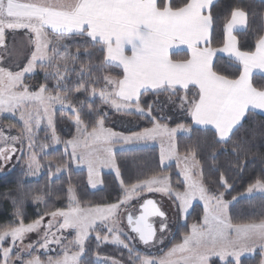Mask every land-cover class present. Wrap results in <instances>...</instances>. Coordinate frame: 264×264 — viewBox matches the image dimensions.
<instances>
[{
	"label": "snow or ice",
	"instance_id": "obj_1",
	"mask_svg": "<svg viewBox=\"0 0 264 264\" xmlns=\"http://www.w3.org/2000/svg\"><path fill=\"white\" fill-rule=\"evenodd\" d=\"M216 3L0 0V116L10 114L22 125H9L19 127L18 135L0 128V164L10 163L20 152L25 174L35 176L41 168L37 148L43 151L63 143L68 160L48 162L50 182L76 163L86 166L89 187L102 185L101 170L109 168L120 188L115 201L85 207L69 180L68 206L46 209L31 222H25L24 205L29 199L39 205L44 195L23 185L15 195L5 193L4 199L11 200L12 219L0 224V264H89L84 257L93 234L97 249L112 245L126 259H101L96 253L92 264H216L217 260L243 264L246 254H258L259 264H264V211L246 223L229 218L230 205L241 197L255 199L259 194L264 209V172L229 201L226 194L233 185L217 165L221 155L231 157L230 164L241 172L250 155L264 161V151H253L257 145L264 147V122L249 119L256 114L264 117V83L253 79L256 73L264 79V13L231 6L221 38L215 29ZM253 24L254 50H243L234 33ZM69 40L76 43L74 51L66 43ZM172 49L177 53H170ZM180 52L182 59L173 58ZM218 54L227 57L224 68L216 66ZM96 55L103 59L93 63ZM81 56L87 63L81 61L77 70L74 66ZM233 66L235 72L229 73ZM37 69L44 79L33 86L28 80ZM110 69H119L122 75H112ZM73 72L77 80H70ZM76 94L88 100L98 97L101 105L126 115L139 114L151 127L128 134L114 131L106 127L107 112L94 103L85 110L87 101ZM57 105L75 128L71 139L62 140L56 133ZM168 106L178 107L191 122L175 128L163 123L164 117L156 113ZM42 125H46L45 142L37 145ZM178 132L189 141L184 152L177 143ZM153 141L161 144L158 164L137 167L133 158L131 164L139 174L134 182L125 181L116 146L132 152L135 149L129 146ZM204 159L212 162L210 173H219L217 191L205 183ZM173 160L179 177L175 185L165 169ZM149 194L171 200L187 229L179 242L166 251L160 248V255L152 249L167 239L169 217ZM195 201L202 203L203 215L188 224ZM45 217L50 219L45 222ZM33 232L40 238L26 244ZM53 251L55 256L48 255Z\"/></svg>",
	"mask_w": 264,
	"mask_h": 264
},
{
	"label": "trees",
	"instance_id": "obj_2",
	"mask_svg": "<svg viewBox=\"0 0 264 264\" xmlns=\"http://www.w3.org/2000/svg\"><path fill=\"white\" fill-rule=\"evenodd\" d=\"M176 2V0H173ZM240 6L246 9L249 13H264V1L262 0H217L215 8L213 9V14L216 17L215 29L216 34L221 35L223 32V25L225 23V16L230 11L231 6ZM255 28L256 25L253 24L247 31L236 32L239 45L243 50H254L255 44ZM74 51L76 43L72 40L66 42ZM174 54V53H173ZM184 53L181 52L178 55H174L175 59H182ZM103 57L96 55L93 58V63H98L102 60ZM83 61L87 63V60L84 56H81L80 61L75 64V68L78 70L80 67V62ZM226 58L217 56L216 66L217 68H224ZM229 73L235 72V66L228 69ZM112 75L121 73L119 69H110L107 70ZM44 79V74L41 71H37L29 80L30 85H38L42 83ZM75 73L73 72L70 76V80H77ZM254 82L264 83V79H261L260 75H254ZM51 81L49 84L51 85ZM78 99H85L87 102L83 106L85 110L88 108V103H94L100 107L102 112H107L106 127L113 129L117 132H123L128 134L129 131H138L144 127H151V124L145 120L140 119L139 114L135 115H118L116 114L109 106L101 105L99 98H94L93 100H88L83 94H76ZM142 99L148 100V97H143ZM164 99V97H161ZM158 113V112H157ZM156 115L159 117V115ZM250 121L255 123L264 122V117L259 114L252 115L249 117ZM127 120L131 123V126H128L122 122ZM163 123L167 124L170 127L176 126L178 123H190V118L186 114H182L180 118H175L172 120H163ZM55 126L56 133L62 140L71 139L74 135V126L69 119V114H65L63 117L60 115V112H56L55 115ZM177 143L179 145L180 151L184 152L185 146L189 144V141L185 136L178 135ZM253 151H264V147L257 145L254 147ZM117 160L120 162L122 170L124 171L125 181L134 182L136 176L139 174L136 169L132 166L131 161L133 158L137 161V167H143L145 164L148 168H154L159 162L158 150L153 147H143L137 148L132 152L120 151L116 152ZM49 160L54 162L61 159L65 160L62 152L60 150L53 151L46 157ZM232 160L231 157H226L221 155L217 160V165L222 171L227 173L228 181L233 185V189L230 194H226V199L231 201L232 196H240L241 193L247 188L248 184L254 181L262 172H264V161L259 158H254L249 156L247 158L243 172L235 168L230 164ZM212 162L210 160H203L204 167V179L205 183L208 184L213 191H217L216 181H218L219 173H210L208 171L211 167ZM166 169V174L171 176V183L175 185L178 180V175L174 170V166L170 165ZM103 181V187L99 190L90 191L86 185V175L83 171H72L70 170L67 175H62L57 178L52 179L53 182L49 181L48 174L44 173L38 179L29 180L26 178L24 170L21 167H16L11 172L0 175V224L6 223L8 220L12 219V204L10 199H4V194L9 193L10 195H15L16 189L18 186L23 185L24 189L31 191L33 194H43L44 200L39 205L34 204L31 199H29L24 205V216L25 222H31L36 219L41 213L46 209H51L53 207L65 208L67 205V183L71 180L72 184L75 187L77 198L80 200L81 205H97L113 202L116 200L117 196L120 193L119 186L111 174H103L101 176ZM60 197L59 199L57 197ZM261 200L259 195H256L255 199L249 198H240L239 202H234L230 205L229 208V218L233 223H246L251 220H255L260 217L262 211ZM7 211H4V209ZM188 216V224H191L198 220L202 215L201 207L196 204L192 207ZM187 229L185 226L179 227L175 235V240L173 243H177L182 236V233ZM88 252L84 257L85 260L92 264L93 261H96L97 255L99 254L100 258L105 256L114 257L117 259H126V255L121 257V252L118 251L112 245H101L99 249L96 247L95 238L91 236L87 242ZM142 248V246H141ZM243 264H259L258 254H253L250 257L242 258ZM216 264H219V261H216Z\"/></svg>",
	"mask_w": 264,
	"mask_h": 264
},
{
	"label": "rangeland",
	"instance_id": "obj_3",
	"mask_svg": "<svg viewBox=\"0 0 264 264\" xmlns=\"http://www.w3.org/2000/svg\"><path fill=\"white\" fill-rule=\"evenodd\" d=\"M9 39L11 40V37H9ZM37 71H40V70L37 69ZM96 98H98V97H96ZM112 110L118 115H124V112H117L114 109H112ZM55 112H60V109H59L58 105L56 106ZM157 114L159 116H163L164 120H172V119H175V118H180L182 116V114L180 112V109L178 107L173 108L171 106L166 107L164 109L163 113L158 112ZM122 122H124L127 125V127L131 126V123L129 121H127V120H123ZM71 123H72V121H71ZM9 125L22 126L21 122L19 121V119L11 117L10 114H4L3 116H0V128H3L6 133L10 130L13 135H18L19 134V127H11V129H9ZM176 126L171 127V128H175ZM45 127H46V125H42L41 128L37 132V136H38L37 145H40V144L45 142V136H46ZM74 134H75V128H74ZM178 135L185 136L184 133H180V132H178L176 134V136H178ZM16 147L19 148L20 145L17 144ZM129 147H132L134 149L143 148V147H153V148H156L158 150V154H159L160 153L161 144H160L159 141H153V142H149L146 145L145 144H140V145L129 146ZM25 150H27L26 149V145H25ZM57 150H60L62 152V154H63V156L65 158V161H67L68 160V156L65 155V149H64V144L63 143L58 144V145H54V146L49 147V148H46L43 151H40V149L37 148V151L39 153V157L38 158L40 159V162H41V168H40L39 172L35 176H30V175H26L25 174L26 178L29 179V180L38 179L44 173L48 174V176H49L48 162L52 161V160H49L46 157L51 152L57 151ZM68 151L70 153L71 149H69ZM115 151L116 152H120L121 151V148H120L119 145L116 146ZM20 155H21V153L17 152L10 163L0 164V175L6 174L8 172H11L12 170H14L18 166L21 167L24 170V173H25L26 172V165H25L24 160H20L19 159ZM52 162L55 163L54 161H52ZM170 165L174 166V170H175L176 174L178 175V169L176 167V161L173 160V161L167 162L166 165H165V168H167ZM70 170L85 172L86 185H87V188L90 191L99 190V189H101L103 187V184L102 185H98L96 189H93V188L88 186V183H87V168H86V166L79 165V164H76V163H71L70 167H69V171ZM69 171H64L63 173L57 174V176H53L52 179L57 178V177L62 176V175H67ZM103 174H111L115 178V173L109 168H103L101 170L100 178H101V176ZM116 182H117V184L119 186V182L117 180H116ZM149 195H150V198H154L155 200H157V202L162 207V210L165 211L167 213L168 217H169V228H170V231L168 233L167 239L165 240L163 245H160L157 248L152 249L153 253H155L157 255H160V254H162L160 252V248H163L166 251L168 248H170L171 246H173L175 244V243H173V241L175 240L174 239L175 235H176L177 231L179 230V227L184 225V222L182 220H180L178 218V216L176 215L175 208L173 207L171 200H169L167 197H162L159 194H149ZM256 195H259V194H256ZM241 198H246V197H241ZM196 204H198L201 207L202 215H203V205H202V203H200L199 201H195L193 203V206L196 205ZM67 206H68V199H67L66 207ZM82 206L87 207L88 205H82ZM191 209L189 211H191ZM202 215H201V217H202ZM48 219H50V218L49 217H45V222H47ZM65 235H68V234L65 233ZM92 237L95 238V235L93 234ZM39 238L40 237L35 232L29 233L28 234V238L25 240V243L27 244V243L34 242V241L38 240ZM181 239H182V236L180 237V240ZM53 247L55 248V246H53ZM137 247L141 248V246L139 244H137ZM48 255L55 256L56 252L53 251L51 253H48ZM252 255L253 254H246V255L242 256L241 259L245 258V257H250ZM45 258H46V256H45ZM96 260H97V258H96Z\"/></svg>",
	"mask_w": 264,
	"mask_h": 264
},
{
	"label": "crops",
	"instance_id": "obj_4",
	"mask_svg": "<svg viewBox=\"0 0 264 264\" xmlns=\"http://www.w3.org/2000/svg\"><path fill=\"white\" fill-rule=\"evenodd\" d=\"M262 1H264V0H262ZM241 31H244V29H239V28H238V29L236 30V32H241ZM234 34H235V33H234ZM181 47H183V46H181ZM170 53H177V49H172V50H170ZM180 53H181V52H180ZM128 54H130V50H129ZM218 56H221V57L227 59V57L224 56L223 54H218ZM255 75H260V76H261V74H259V73H256ZM259 115H260V114H259Z\"/></svg>",
	"mask_w": 264,
	"mask_h": 264
}]
</instances>
